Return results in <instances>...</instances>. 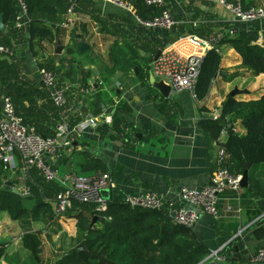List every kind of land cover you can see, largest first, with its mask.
I'll return each mask as SVG.
<instances>
[{"label":"crops","instance_id":"1","mask_svg":"<svg viewBox=\"0 0 264 264\" xmlns=\"http://www.w3.org/2000/svg\"><path fill=\"white\" fill-rule=\"evenodd\" d=\"M240 1L243 8L264 5V0ZM167 3L182 24V30L176 28L166 32L146 28L129 12L100 0L78 2L75 8L77 24L73 27L63 25L69 6L54 17H46L57 26L54 29L57 37L53 43L40 39L30 49L26 43L28 31L21 29L16 41L13 40L16 44L14 56L21 64V72L11 89L20 98L19 109L27 121L42 133L55 120L52 103L46 98V94L51 98L50 93L41 80L42 69L54 67L59 82L67 87L68 103L62 111V118L70 126H75L87 116L99 114L102 105L107 104L114 117L118 114L127 120L133 132L129 136L135 137L124 140L113 126L107 124L90 127L74 135L73 149L63 152L56 165L62 172L80 173L81 163H95L100 168L94 172L104 170L117 180V188L112 194L117 192L119 196L149 190L162 192L174 202L172 217L174 211L183 205L181 186L202 188L207 185L218 167L217 161L214 162L218 155L215 152L217 144L226 143L228 139L226 130L219 139L207 134L200 123L202 118L224 114V102L229 97L237 102L260 99L264 96V73L255 75L242 68V56L226 44L222 45L221 71L203 100L195 98L189 91L175 92L172 89L168 97L164 96L154 86L159 79L149 72L155 61L150 60L157 52L178 37L190 33L191 29L197 30L200 37L210 39L224 23H232L234 19L232 12L218 0H167ZM236 24L253 37L252 44L264 45V19L237 21ZM81 38L89 45L84 52L77 47V39ZM57 40L63 46L61 53L56 50ZM68 48L73 52H68ZM100 65L103 67L101 74L97 69ZM94 70L99 74L96 75ZM116 78L115 82L113 79ZM98 99L100 102L96 105ZM233 125L239 134H247L241 119ZM16 158L15 167L0 160L3 188L16 186L21 190L28 186L30 172L24 171L20 154L16 153ZM249 173L254 176V181L252 184L249 181L247 187L242 186L240 199H236L233 191L222 195L220 219L204 214L192 228L209 252L222 250L236 239L237 243H243L241 260H231L233 250L229 252L227 262L232 264H252L251 261L244 262L264 246V164L252 166ZM251 187L254 190L251 191ZM51 203L55 210L56 199ZM78 213L77 209H72L60 217L56 216L51 223L34 220L25 226L22 221L13 219L9 212L1 211L0 264H53L66 247L58 251L54 246H46L47 236L53 234L48 228L51 226L63 231L72 223L75 232ZM95 218L97 220L93 221L92 227H102L100 219L103 216ZM33 231L41 233L44 243L39 261L24 243L26 233ZM73 232L70 238L75 236Z\"/></svg>","mask_w":264,"mask_h":264},{"label":"trees","instance_id":"2","mask_svg":"<svg viewBox=\"0 0 264 264\" xmlns=\"http://www.w3.org/2000/svg\"><path fill=\"white\" fill-rule=\"evenodd\" d=\"M131 1L135 3L138 13L144 18H152L161 13V8L147 5L145 0ZM26 2L27 17L24 20V25L18 28L16 26L19 14L18 0H0V19L2 17L7 26L6 32L0 31V47H8L13 51V54L0 52V93L10 96L25 123L31 124L19 109L20 98L16 93H12L11 89L14 87V83L19 80L21 72V64L14 56L16 49L14 41L21 29H27L29 37L26 43L30 45V49H33L35 41L40 39L55 42L57 35L54 33V29L57 26L45 18L62 13L64 8L71 3H76L78 6V2L82 4L83 0H26ZM231 24L224 23L221 30ZM181 25L179 23L177 29L182 30ZM24 26L25 28H23ZM235 26H237L238 32L227 33L218 45L229 44L234 47L243 58L242 68L255 75L264 73V45L252 44L253 37L239 24L235 23ZM190 33L198 34L195 29H191ZM221 59L222 55L216 49H211L204 57L196 86L198 99L203 100L208 95L213 80L221 71ZM48 70L55 73L54 67H50ZM59 84L61 83L59 82ZM46 98L52 103L55 120L48 124L45 133L35 127L38 133L44 136H53L56 125L63 120L62 111L64 108L55 105L53 99L47 94ZM99 102L100 99L96 101V105ZM237 119L242 120L247 134H239L234 129L233 124ZM200 123L204 131L214 139H219L224 130L228 132V139L224 146L228 157L222 165L223 167L235 174H243L247 161L251 162L252 166L264 164V96L257 100L242 102H237L233 97H229L224 102V114L222 113L220 118L214 119L205 116ZM112 126L113 130L119 133L124 140H131L135 137V135L132 137L124 135V129L130 125L118 114L114 117ZM80 167L79 174L85 175H91L87 173L100 168L95 163L90 165L86 162L81 163ZM99 171L105 172L104 170ZM29 172L27 181L30 194L28 196L14 193L11 187L3 188L0 183V212H9L13 219L22 221L25 226L26 224L31 225L34 220L51 223L56 218L51 201L62 190V186L58 182L46 180L37 168L31 169ZM249 181L251 184L254 181V176L250 173ZM252 190L254 187H251ZM116 193L112 194L114 201L109 202V209L106 212H97L94 204L75 203L72 209L79 211L76 216L78 229L76 245L66 248L60 254L63 257L56 264H200L205 256L211 253L208 247L197 239L192 231L193 227L175 224L168 211L133 209L119 202L124 194L119 196ZM99 215L103 216L100 219L103 226L100 228L91 227L94 218ZM109 216L112 217L111 220L107 218ZM40 234L38 231H33L26 233L24 237L25 246L37 261L40 260L44 246ZM237 241V239L233 240V244H229L221 251L227 260L230 259L229 252L233 250ZM80 245H82V249H79ZM250 260L247 259L244 263H249Z\"/></svg>","mask_w":264,"mask_h":264},{"label":"built area","instance_id":"3","mask_svg":"<svg viewBox=\"0 0 264 264\" xmlns=\"http://www.w3.org/2000/svg\"><path fill=\"white\" fill-rule=\"evenodd\" d=\"M94 1V0H93ZM105 3L116 5L129 12L146 28H156L171 31L177 28L178 20L168 6L167 0H145L147 5L161 8V13L152 18H144L138 13L135 3L131 0H100ZM205 2L209 0H194ZM234 16L232 24L223 28L215 36L205 39L197 34L186 33L168 44L156 59L150 73L169 85L175 92L189 91L195 98L196 86L200 74L201 64L211 49H216L221 55L223 46L218 45L224 36L238 32L235 23L237 21H254L264 19V5H252L243 8L240 0L230 2L218 0ZM19 14L16 19V26L21 28L27 17L28 6L26 0H18ZM76 3H71L67 8L64 26H75ZM0 52L13 54V51L1 46ZM41 80L48 89L55 105L65 108L68 103L67 87L59 84L57 75L47 69H42ZM222 113H216L212 117L220 118ZM114 114L109 112L108 105L103 104L102 110L97 115H90L83 118L75 126H70L63 118L56 127L53 136H44L37 132L36 128L25 123L24 118L18 113L12 98L0 93V160L12 167L17 166L16 153L20 154L22 167L25 172L37 168L46 180L60 183L62 190L56 196L55 213L57 217L64 215L71 210L75 203L94 204L97 212H106L109 209V202L114 201L112 191L117 188V180L109 172H96L91 175L79 174L77 172H62L56 162L59 157L73 149L75 134H81L90 127H97L100 124L112 126ZM132 129L128 126L124 129V135H131ZM228 153L222 147L217 155L215 172L211 175L209 183L202 188H190L182 185L180 197L183 202L172 215L175 224L185 227H194L201 216L206 214L213 219H220V202L222 195L227 191H233L236 199L241 198L242 174H235L222 165L226 161ZM52 158L53 160H49ZM22 192L29 194V187L24 186ZM120 203L135 208H143L153 211H168L171 213L174 202L169 200L166 194L149 190L135 194H124L119 200ZM109 220L111 216L107 217ZM223 250V249H222ZM222 250H216L209 254L207 260L227 262V257L221 254ZM252 264L264 263V246L258 249L257 253L250 257Z\"/></svg>","mask_w":264,"mask_h":264},{"label":"water","instance_id":"4","mask_svg":"<svg viewBox=\"0 0 264 264\" xmlns=\"http://www.w3.org/2000/svg\"><path fill=\"white\" fill-rule=\"evenodd\" d=\"M0 31H2V32H6L7 31V26L4 24L2 17L0 19ZM55 46H56V50H57L58 53H61L63 51V46L61 45V42L59 40L56 41ZM77 47H78L79 51L84 52V51H86L89 48V45L85 42V39L81 38V39H77ZM67 51L70 52V53L73 52V50L71 48H68ZM161 52H162V50H159L157 52V54L154 56V58H152L150 60V62H153L154 60L158 59V57L160 56ZM97 69L101 71L100 74L103 72L102 65H100ZM98 70H94V73L96 75L99 74ZM113 80H115V82H116L117 78L113 79ZM94 83H95V81H94ZM154 86L156 88H158L162 92V94H164V96L168 97L170 95L171 87L169 85H166L163 81H161V80L155 81L154 82ZM234 94H235V92H234ZM224 146H225V143L218 142L217 147L215 149V152L218 154L219 151L221 150V148L224 147ZM216 161H217V158L215 157L214 162H216ZM251 168H252V163L247 161L246 162V168H245V170H244V172L242 174L243 175V177H242V186L243 187H247L248 186V183H249V171H250ZM12 191L14 193H16V194L21 195V196L29 195V194L23 193L16 186H14L12 188ZM96 220H97V218H94V222ZM94 222L91 225V227L94 225ZM242 248H243V243L238 242V243L234 244L233 251L231 252V255H232L231 256V260L235 261L237 259H239V260L242 259V254L240 253ZM79 249H82V245L79 246ZM65 255H67V253H65ZM1 257H2V254H0V259H1ZM62 257L63 256H60L58 259H56L53 264H56V262L58 260H60ZM200 264H232V263L231 262H220V261H217V260L208 261L207 259H205ZM254 264H264V263H254Z\"/></svg>","mask_w":264,"mask_h":264},{"label":"rangeland","instance_id":"5","mask_svg":"<svg viewBox=\"0 0 264 264\" xmlns=\"http://www.w3.org/2000/svg\"><path fill=\"white\" fill-rule=\"evenodd\" d=\"M66 217H68V215ZM55 224H56V221L54 225ZM43 228H46V226ZM73 228H74V225L72 223L68 224V226L63 231H60L56 227L52 228L50 226L48 230H52L53 234H49L47 236L48 239L50 240L48 241L47 239L48 243H46V246L47 247H50V245L52 247L54 246L58 249V251H62L64 249V246L66 248H72L73 246L76 245V237H78V229H75V232H73ZM54 232L57 233V235H55ZM72 232H73V235L75 236L73 238L72 237L70 238L69 236H71Z\"/></svg>","mask_w":264,"mask_h":264}]
</instances>
